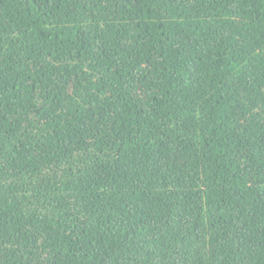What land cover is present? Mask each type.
Returning a JSON list of instances; mask_svg holds the SVG:
<instances>
[{
    "label": "trees",
    "instance_id": "16d2710c",
    "mask_svg": "<svg viewBox=\"0 0 264 264\" xmlns=\"http://www.w3.org/2000/svg\"><path fill=\"white\" fill-rule=\"evenodd\" d=\"M0 264H264V0H0Z\"/></svg>",
    "mask_w": 264,
    "mask_h": 264
}]
</instances>
